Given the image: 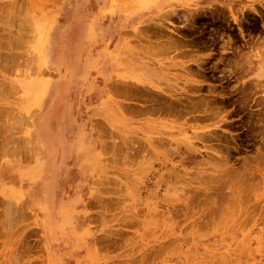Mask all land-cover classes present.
<instances>
[{"label": "rangeland", "instance_id": "rangeland-1", "mask_svg": "<svg viewBox=\"0 0 264 264\" xmlns=\"http://www.w3.org/2000/svg\"><path fill=\"white\" fill-rule=\"evenodd\" d=\"M0 264H264V0H0Z\"/></svg>", "mask_w": 264, "mask_h": 264}, {"label": "crops", "instance_id": "crops-1", "mask_svg": "<svg viewBox=\"0 0 264 264\" xmlns=\"http://www.w3.org/2000/svg\"><path fill=\"white\" fill-rule=\"evenodd\" d=\"M72 9H70V11H71ZM56 69H57V66L55 67ZM59 69V68H58Z\"/></svg>", "mask_w": 264, "mask_h": 264}, {"label": "bare ground", "instance_id": "bare-ground-1", "mask_svg": "<svg viewBox=\"0 0 264 264\" xmlns=\"http://www.w3.org/2000/svg\"><path fill=\"white\" fill-rule=\"evenodd\" d=\"M250 48V47H249ZM250 59V58H249ZM183 95V94H182ZM192 101V100H191ZM128 145V144H127ZM118 158V157H117Z\"/></svg>", "mask_w": 264, "mask_h": 264}]
</instances>
